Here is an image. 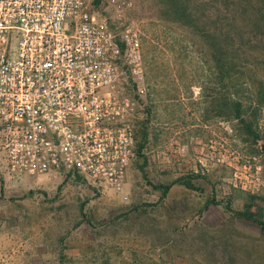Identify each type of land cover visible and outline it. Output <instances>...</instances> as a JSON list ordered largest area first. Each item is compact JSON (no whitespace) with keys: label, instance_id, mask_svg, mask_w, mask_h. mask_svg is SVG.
Masks as SVG:
<instances>
[{"label":"rangeland","instance_id":"obj_1","mask_svg":"<svg viewBox=\"0 0 264 264\" xmlns=\"http://www.w3.org/2000/svg\"><path fill=\"white\" fill-rule=\"evenodd\" d=\"M133 1L144 82L128 85L137 157L124 189L83 177H10L0 153V264H264L261 226L225 206L243 208L249 192L264 198V107L256 145L208 96L207 47L153 18L151 0ZM192 173L209 181L175 184L162 197L158 186Z\"/></svg>","mask_w":264,"mask_h":264},{"label":"built area","instance_id":"obj_2","mask_svg":"<svg viewBox=\"0 0 264 264\" xmlns=\"http://www.w3.org/2000/svg\"><path fill=\"white\" fill-rule=\"evenodd\" d=\"M133 0H0V153L10 177L122 191L144 82Z\"/></svg>","mask_w":264,"mask_h":264},{"label":"trees","instance_id":"obj_3","mask_svg":"<svg viewBox=\"0 0 264 264\" xmlns=\"http://www.w3.org/2000/svg\"><path fill=\"white\" fill-rule=\"evenodd\" d=\"M149 11L155 19L188 29L207 47L213 74L208 96L221 116L236 121L246 141L258 145L263 138L259 118L264 107V0H151ZM143 134L139 155L148 140L147 132ZM199 177L209 181L204 174L192 173L157 188L165 197L175 184L194 188ZM225 206L233 216L259 224L264 235V198L249 192L243 208H235L232 200Z\"/></svg>","mask_w":264,"mask_h":264}]
</instances>
